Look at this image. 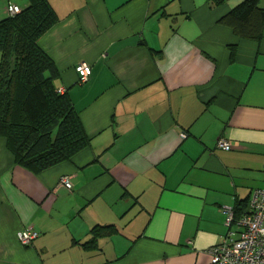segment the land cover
Listing matches in <instances>:
<instances>
[{
  "label": "crops",
  "instance_id": "crops-1",
  "mask_svg": "<svg viewBox=\"0 0 264 264\" xmlns=\"http://www.w3.org/2000/svg\"><path fill=\"white\" fill-rule=\"evenodd\" d=\"M244 1L49 0L38 46L90 145L33 174L0 137V264H209L224 208L264 189V23L256 41L220 23Z\"/></svg>",
  "mask_w": 264,
  "mask_h": 264
},
{
  "label": "trees",
  "instance_id": "trees-1",
  "mask_svg": "<svg viewBox=\"0 0 264 264\" xmlns=\"http://www.w3.org/2000/svg\"><path fill=\"white\" fill-rule=\"evenodd\" d=\"M224 1L213 0L214 5ZM260 1L245 0L220 23L240 39L259 40L264 23ZM58 20L49 0H28L26 8L0 20V137L14 163L33 174L70 161L90 145L70 97L54 84L58 71L53 61L38 46ZM247 210L248 204L236 202L234 217ZM112 232V227H96L92 241Z\"/></svg>",
  "mask_w": 264,
  "mask_h": 264
},
{
  "label": "built area",
  "instance_id": "built-area-1",
  "mask_svg": "<svg viewBox=\"0 0 264 264\" xmlns=\"http://www.w3.org/2000/svg\"><path fill=\"white\" fill-rule=\"evenodd\" d=\"M20 9L8 5L5 13L9 16L17 14ZM78 83L85 84L91 75V67L80 63L75 67ZM63 92L62 89L59 90ZM181 134V138H185ZM216 148L229 151L231 144L220 138ZM58 186L70 191L72 189L71 177H61ZM226 215V234L222 241L208 251L209 264H264V189L253 190L249 197L248 210L239 219L234 217L233 208H224ZM39 233L32 228H26L16 234L19 243L28 247L36 240Z\"/></svg>",
  "mask_w": 264,
  "mask_h": 264
},
{
  "label": "rangeland",
  "instance_id": "rangeland-1",
  "mask_svg": "<svg viewBox=\"0 0 264 264\" xmlns=\"http://www.w3.org/2000/svg\"><path fill=\"white\" fill-rule=\"evenodd\" d=\"M28 0H0V20H3L4 18H6V13H5V8L7 7L8 3H18V4H27Z\"/></svg>",
  "mask_w": 264,
  "mask_h": 264
}]
</instances>
